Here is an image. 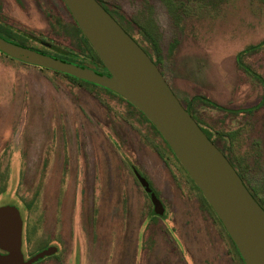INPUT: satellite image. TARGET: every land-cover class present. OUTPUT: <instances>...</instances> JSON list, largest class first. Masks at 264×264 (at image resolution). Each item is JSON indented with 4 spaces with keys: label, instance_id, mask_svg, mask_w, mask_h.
<instances>
[{
    "label": "rangeland",
    "instance_id": "1",
    "mask_svg": "<svg viewBox=\"0 0 264 264\" xmlns=\"http://www.w3.org/2000/svg\"><path fill=\"white\" fill-rule=\"evenodd\" d=\"M98 1L156 62L171 91L264 210V43L241 57V68L237 60L247 47L264 41V0ZM0 32L11 43L50 55L55 48L71 51L92 69L89 48L62 0H0ZM84 139L93 150L92 141L97 144L103 160L92 156L99 162L93 172L103 177L95 211L78 206L84 199L79 180L68 195L69 209L66 195L61 201L62 192L52 185L61 174H53V165L68 172L66 150L73 156V143L78 150ZM73 161L79 176L81 157L74 155ZM137 174L163 204V216H150L152 205ZM0 205L20 212L24 258L49 245L56 248L50 239L69 216V231L67 225L64 230L72 240L73 264H243L200 191L134 106L99 86L2 53ZM86 226L91 235L81 253L75 248ZM62 256L34 264H64Z\"/></svg>",
    "mask_w": 264,
    "mask_h": 264
},
{
    "label": "water",
    "instance_id": "2",
    "mask_svg": "<svg viewBox=\"0 0 264 264\" xmlns=\"http://www.w3.org/2000/svg\"><path fill=\"white\" fill-rule=\"evenodd\" d=\"M106 73L81 67L0 37V53L38 68L65 74L108 91L134 106L168 145L234 244L243 264H264V210L216 146L185 110L156 65L96 0H62ZM151 216L164 206L148 182ZM22 220L13 205L0 206V264H33L56 253L49 247L28 260L21 252Z\"/></svg>",
    "mask_w": 264,
    "mask_h": 264
},
{
    "label": "crops",
    "instance_id": "3",
    "mask_svg": "<svg viewBox=\"0 0 264 264\" xmlns=\"http://www.w3.org/2000/svg\"><path fill=\"white\" fill-rule=\"evenodd\" d=\"M263 41H261L260 43L262 44ZM258 43V44H260ZM257 44V45H258ZM256 46V45H255ZM262 47V45H261ZM258 50V49H257ZM4 55V54H3ZM8 57V56H7ZM94 144H91L90 147H94V150L89 148V145L87 143V141L84 139L82 140V142L78 145V150H76V145L73 143V153L74 155L76 156H80L81 157V175L77 176V174H73L77 171L78 169V166L75 165L74 161H73V156H71V149L70 150H66V152L69 153V156H68V159H67V162H68V166L66 167L68 169V172L62 174V172L65 170L64 167H59L60 170H58V168L56 167V170H55V166L53 165L52 169H53V174L54 175H57L58 173H61L60 175H58V177H56V179L58 180V182H55L53 187L54 189L58 190V192H62V200H64V195H66V199L65 201L66 202V207L69 209L70 207V203L68 202V195H71L72 191L73 193H75V188L73 186V183L76 184L78 183L77 180H79L80 182H82V185H83V201H81L80 203H78V206L80 207L81 210H84L83 208H85L86 211H88L89 209H91L92 211L94 210H97V206L98 204L100 203L98 200L96 201V205L94 204V198L95 197H98L101 199V193H102V180H103V177H102V172L100 173L99 176H97L94 172H93V168L96 167V163H99L97 162V158L101 159L99 161H101L100 163H103V160H102V155H100V150H97V144L92 141ZM39 144V143H38ZM53 144V143H52ZM68 145H70L71 147V141L69 140L68 142ZM35 147V145H34ZM89 148V149H88ZM92 156H95L97 157L95 160H92ZM52 159H51V163L54 164L53 162H57L55 160V155L53 154V156L51 155ZM72 157V158H71ZM31 161V158L29 160L28 163H30ZM65 161V158H63V162L64 163ZM73 162V171L71 172V168H70V163ZM93 163H94V166H93ZM26 164V165H27ZM26 169H27V166H26ZM101 169V167H100ZM35 170V169H34ZM76 170V171H75ZM67 171V170H66ZM75 171V172H74ZM92 172L93 174L95 175V179L98 178L100 180V184H99V187L95 184V182L93 181V176H92ZM35 175V174H34ZM34 175L32 176V178L34 177ZM98 179H96L98 181ZM72 186V187H71ZM41 190V189H40ZM40 190L36 192L35 196L36 198H38L39 194H40ZM71 190V191H70ZM95 196V197H94ZM102 202V200H101ZM59 204V203H58ZM69 205V206H68ZM49 208V207H48ZM49 210H52L51 208H49ZM53 211V210H52ZM164 213H165V209H164ZM164 215V214H163ZM151 216V215H150ZM92 217V216H91ZM69 216H67L66 218V222H65V218L63 220V227L62 229H60V231L58 232L57 234V238L54 240L58 245H60L61 248H69L67 251L63 250V261H64V264H73V261L71 259L70 256H68V252L71 251V238H69L70 236L68 235V231H69ZM93 221H95V224H97V222H99V218H96V216L92 219ZM87 222H89V219H87L86 221V225H87ZM65 225H67V233L65 232L64 230V227ZM158 225V224H157ZM160 228L161 226L158 225ZM97 226H95L94 228H96ZM51 228V227H50ZM59 229V228H58ZM158 231H160V229H158ZM80 236L81 238H79V241L80 242H77L78 245L75 249H79L81 248V253L85 252L86 253V250L88 248V243H87V239L88 237H90L91 235V232L89 231V228L88 226L84 227V229L82 230L81 229V232H80ZM94 234V238H97L98 236V232L97 230H94L92 231V235ZM148 233L145 235L147 237ZM155 238H157L155 236ZM158 238H162V236H159ZM72 244H75L74 242H72ZM80 244V246H79ZM57 245L58 247V250H60V247ZM151 264V262H150Z\"/></svg>",
    "mask_w": 264,
    "mask_h": 264
},
{
    "label": "trees",
    "instance_id": "4",
    "mask_svg": "<svg viewBox=\"0 0 264 264\" xmlns=\"http://www.w3.org/2000/svg\"><path fill=\"white\" fill-rule=\"evenodd\" d=\"M97 2H98V0H96ZM103 7V6H102ZM103 9L107 12V13H109L110 14V16L114 19V20H116L117 21V23L121 26V28L127 33V34H130L129 32H128V30L125 28V27H123V25H121V23H119V21L116 19V17H114V15L110 12V11H108V9H106L105 7H103ZM71 17V16H70ZM72 19V18H71ZM73 21V20H72ZM73 23H74V21H73ZM74 25H75V27H76V29L78 30V32H79V34H80V36H81V38H82V40H83V42L88 46V48H89V55H90V60H89V63L91 64V66H92V69L95 71V72H97V73H106V71H105V69H104V67H103V65H102V63H101V61L99 60V58L97 57V55L95 54V52L92 50V48L90 47V45L88 44V42L86 41V39L83 37V35L81 34V32L79 31V29L77 28V26H76V24L74 23ZM4 33V32H3ZM2 32H0V36H4V34H3ZM137 35H142L140 32H138L137 33ZM131 36V35H130ZM3 38H5V39H7V40H11L12 38L9 36V35H6V37L4 36ZM135 40V42L138 44V45H140V43L136 40V39H134ZM263 43H264V41L262 42V44L260 43V44H258V45H254V46H249V47H247L244 51H242V52H240L238 55H237V60H238V64H239V66H240V68H241V64H240V60H241V57L244 55V54H247V53H249V52H253V51H255V50H257V49H259L260 47H261V45H263ZM16 44H18V45H20V46H23V47H27V48H30V49H32V50H35V51H37V52H40V53H42V54H46V55H49V56H52V57H54V58H57V59H60L61 61H63V62H69V63H72V64H75V65H78V66H81V67H85L82 63H81V58L77 55V54H75V53H73V52H71V51H68V50H64V49H59V48H55V53H54V55H50V54H48V53H44V52H41V51H38L37 49H34V48H31V47H28V46H26V45H24L23 43H16ZM143 49V48H142ZM145 52H146V54H148L147 53V51L145 50V49H143ZM148 56H149V54H148ZM150 58H151V56H150ZM151 60H152V62L157 66V64H156V62L155 61H153V59L151 58ZM90 68V67H89ZM60 74V73H59ZM63 75H65V74H63ZM65 76H67V75H65ZM67 77H70V76H67ZM70 78H72V77H70ZM72 79H74V80H77V79H75V78H72ZM77 81H81V80H77ZM81 82H83V81H81ZM86 84H89V85H92V86H95L96 87V85H93V84H90V83H87V82H85ZM103 90H106V89H104V88H102ZM106 91H108V90H106ZM109 92V91H108ZM203 101L204 102H206L207 104H209L210 106H212V107H216V108H218V109H222L221 107H218L217 105H215V104H213L212 102H210V101H208L207 99H205V98H203ZM189 114H190V116L192 117V115H191V113L187 110V109H185ZM141 113V112H140ZM142 114V113H141ZM193 118V117H192ZM194 120V119H193ZM195 121V120H194ZM196 122V121H195ZM197 123V122H196ZM198 124V123H197ZM199 126V125H198ZM201 128V127H200ZM202 131H203V133L207 136V138L209 139V140H211L210 139V137H209V133L206 131V130H204V129H201ZM158 133V132H157ZM159 134V133H158ZM160 135V134H159ZM165 142V141H164ZM170 149V148H169ZM171 151V150H170ZM171 153H172V151H171ZM173 154V153H172ZM174 155V154H173ZM229 161V160H228ZM230 162V161H229ZM147 196H148V194H147ZM149 198V197H148ZM203 200H204V202L206 203V205L209 207V205L207 204V202L205 201V199L203 198ZM210 208V207H209ZM219 221V220H218ZM229 238V237H228ZM231 241V240H230ZM232 243V242H231ZM232 245H233V247L235 248V246H234V244L232 243ZM235 250H236V248H235ZM236 252H237V250H236ZM238 253V252H237ZM239 255V254H238ZM240 257V256H239ZM240 260H241V258H240ZM242 261V260H241Z\"/></svg>",
    "mask_w": 264,
    "mask_h": 264
},
{
    "label": "flooded vegetation",
    "instance_id": "5",
    "mask_svg": "<svg viewBox=\"0 0 264 264\" xmlns=\"http://www.w3.org/2000/svg\"><path fill=\"white\" fill-rule=\"evenodd\" d=\"M98 3L101 5V3L98 1ZM101 6H103V5H101ZM104 7V6H103ZM116 21V20H115ZM117 22V21H116ZM129 36H130V34H128ZM133 40L135 39L134 37H132V36H130ZM135 41V40H134ZM138 46H140V48H142L141 47V45H138ZM143 50V49H142ZM144 51V50H143ZM145 52V51H144ZM146 53V52H145ZM148 55V54H147ZM149 58H150V55L148 56ZM151 59V58H150ZM157 67V66H156ZM199 125V124H198ZM200 127V126H199ZM201 129V128H200ZM211 141V140H210ZM212 142V141H211ZM213 143V142H212ZM214 144V143H213ZM217 148V147H216ZM218 149V148H217ZM219 150V149H218ZM139 175V174H138ZM259 204V203H258ZM0 206H3V205H0ZM20 213V212H19ZM22 229H23V227H22ZM56 238H51L50 240L53 242L54 240H55ZM53 245H49V247H52ZM48 247V248H49ZM45 249H47V248H45ZM56 249H57V251H56V253H54L53 255H51V256H48V257H46L47 259L48 258H51L52 256H54V257H56L55 258V260L56 259H59L60 258V256L61 255H63L64 253L61 251V250H58V247H56ZM1 252V251H0ZM1 253H5V252H1ZM30 257H28V258H24V260L26 261V260H28ZM45 258V257H44ZM44 258H42V259H39V260H43ZM38 260V261H39ZM37 262V261H36ZM35 262V263H36ZM34 264V263H33Z\"/></svg>",
    "mask_w": 264,
    "mask_h": 264
}]
</instances>
